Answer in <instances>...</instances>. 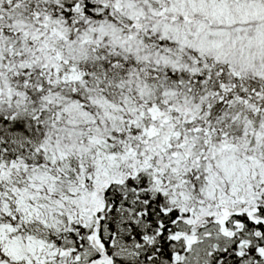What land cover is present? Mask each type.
<instances>
[{
	"label": "snow or ice",
	"instance_id": "obj_1",
	"mask_svg": "<svg viewBox=\"0 0 264 264\" xmlns=\"http://www.w3.org/2000/svg\"><path fill=\"white\" fill-rule=\"evenodd\" d=\"M0 264H264V0H0Z\"/></svg>",
	"mask_w": 264,
	"mask_h": 264
}]
</instances>
